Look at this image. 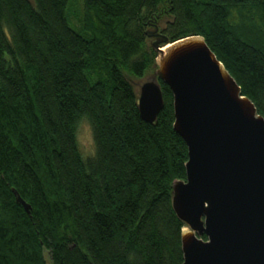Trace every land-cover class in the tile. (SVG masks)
I'll return each instance as SVG.
<instances>
[{"label": "trees", "instance_id": "16d2710c", "mask_svg": "<svg viewBox=\"0 0 264 264\" xmlns=\"http://www.w3.org/2000/svg\"><path fill=\"white\" fill-rule=\"evenodd\" d=\"M80 1L0 0V264H181L187 147L168 87L147 124L129 80L154 63L148 34L201 36L264 117V0Z\"/></svg>", "mask_w": 264, "mask_h": 264}, {"label": "water", "instance_id": "95a60500", "mask_svg": "<svg viewBox=\"0 0 264 264\" xmlns=\"http://www.w3.org/2000/svg\"><path fill=\"white\" fill-rule=\"evenodd\" d=\"M148 37L154 63L129 83L147 124L164 107L160 83L168 87L172 128L187 147L185 179L172 182L170 195L183 224L181 264H264V117L203 37Z\"/></svg>", "mask_w": 264, "mask_h": 264}, {"label": "rangeland", "instance_id": "374dc122", "mask_svg": "<svg viewBox=\"0 0 264 264\" xmlns=\"http://www.w3.org/2000/svg\"><path fill=\"white\" fill-rule=\"evenodd\" d=\"M77 6L81 7L82 3L80 0L76 2ZM163 49V48H161ZM76 139L81 156L85 159L90 157L94 152V146L92 142V134L89 123L85 119H81L76 125ZM47 264L49 261L45 253Z\"/></svg>", "mask_w": 264, "mask_h": 264}]
</instances>
